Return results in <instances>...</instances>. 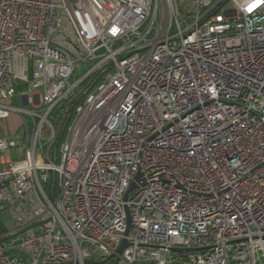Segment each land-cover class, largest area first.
Masks as SVG:
<instances>
[{
  "label": "built area",
  "instance_id": "obj_1",
  "mask_svg": "<svg viewBox=\"0 0 264 264\" xmlns=\"http://www.w3.org/2000/svg\"><path fill=\"white\" fill-rule=\"evenodd\" d=\"M92 263L264 264V0H0V264Z\"/></svg>",
  "mask_w": 264,
  "mask_h": 264
},
{
  "label": "trees",
  "instance_id": "obj_2",
  "mask_svg": "<svg viewBox=\"0 0 264 264\" xmlns=\"http://www.w3.org/2000/svg\"><path fill=\"white\" fill-rule=\"evenodd\" d=\"M85 100V96L81 94V91L72 99V101L67 102V104H63L59 106L57 109L54 110V112L51 113L50 120L53 123L54 130L56 133V138H55V149H59L61 144L65 141L66 139V133L67 130L74 118V114L76 112V109L78 106ZM62 107V108H61ZM60 110L66 108V113L64 116H60L57 119V114H58V109ZM48 187L46 186V189ZM49 189V188H48Z\"/></svg>",
  "mask_w": 264,
  "mask_h": 264
},
{
  "label": "rangeland",
  "instance_id": "obj_3",
  "mask_svg": "<svg viewBox=\"0 0 264 264\" xmlns=\"http://www.w3.org/2000/svg\"><path fill=\"white\" fill-rule=\"evenodd\" d=\"M14 104H15L16 107H21L20 101L17 98H16ZM9 135L17 143L18 146H21L22 145V141H23V130L19 134H17V133H15V130L13 129V127H10L9 128ZM21 157L22 156L20 155L19 151H17V150H12L11 151V160L13 162L20 161L21 160Z\"/></svg>",
  "mask_w": 264,
  "mask_h": 264
},
{
  "label": "crops",
  "instance_id": "obj_4",
  "mask_svg": "<svg viewBox=\"0 0 264 264\" xmlns=\"http://www.w3.org/2000/svg\"><path fill=\"white\" fill-rule=\"evenodd\" d=\"M20 119L16 115H12L11 119L9 120V128L13 127V129L16 131L18 129V126L20 124Z\"/></svg>",
  "mask_w": 264,
  "mask_h": 264
},
{
  "label": "water",
  "instance_id": "obj_5",
  "mask_svg": "<svg viewBox=\"0 0 264 264\" xmlns=\"http://www.w3.org/2000/svg\"><path fill=\"white\" fill-rule=\"evenodd\" d=\"M139 177H140V176H139ZM139 177H138V178H139ZM133 189H135V186H132V187H131V189H130L128 195L133 191ZM128 195H127V197H128ZM126 246H127V244H126V242H124V244L122 245V247L118 250V253L121 254ZM175 251L178 252V253H180V254L182 253L181 250H177V249H176ZM92 264H93V263H92Z\"/></svg>",
  "mask_w": 264,
  "mask_h": 264
}]
</instances>
